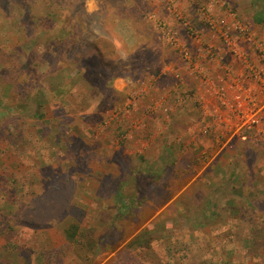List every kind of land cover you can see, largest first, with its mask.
<instances>
[{
    "label": "rangeland",
    "instance_id": "374dc122",
    "mask_svg": "<svg viewBox=\"0 0 264 264\" xmlns=\"http://www.w3.org/2000/svg\"><path fill=\"white\" fill-rule=\"evenodd\" d=\"M263 54L264 0H0V264H264Z\"/></svg>",
    "mask_w": 264,
    "mask_h": 264
},
{
    "label": "built area",
    "instance_id": "2783aa9c",
    "mask_svg": "<svg viewBox=\"0 0 264 264\" xmlns=\"http://www.w3.org/2000/svg\"><path fill=\"white\" fill-rule=\"evenodd\" d=\"M224 37L227 38V34H224ZM229 39H230V37H229ZM263 62H264V54H263ZM253 71H254V75L255 76H257L259 78L261 77V71H262L261 66L256 67L255 69H253ZM236 87L238 88L237 89L238 93L236 94V98L239 101V103L237 105L238 109L236 108L237 109L236 112L239 111V113L242 114V118H244V119H242L241 121H243V124H245L244 126L246 127V125H254V124L258 123L259 120H260L259 118H256L255 116H252V114H251V116H249L248 114H245L244 110L242 109L243 108V104L240 101L243 93H253L254 92L253 87L251 88L250 86H247L244 89L242 87H240V86H236ZM222 90H225L224 87H222ZM250 104H253V105L255 104L253 98L251 99ZM246 109L251 111L250 108H246ZM262 119L264 121V115L262 116Z\"/></svg>",
    "mask_w": 264,
    "mask_h": 264
},
{
    "label": "trees",
    "instance_id": "16d2710c",
    "mask_svg": "<svg viewBox=\"0 0 264 264\" xmlns=\"http://www.w3.org/2000/svg\"><path fill=\"white\" fill-rule=\"evenodd\" d=\"M53 1L54 0H52V2ZM19 2H20V4H24V1H19ZM25 5H26V3H25ZM30 7H31V5H28L27 6V9L30 8ZM60 48L62 49L63 46L61 45ZM117 194L121 195V193H117ZM121 200L123 201V199H121ZM124 204L127 205V206H129V203L126 200H124ZM77 227L78 226L75 223H72V224L68 225L64 229V234H65L67 240L69 242H71V243H76L79 240V236H77L79 234L77 232V229H78ZM140 238H141V235L136 236V238L133 240V242H131V244H134L136 241H138V239L140 240Z\"/></svg>",
    "mask_w": 264,
    "mask_h": 264
}]
</instances>
